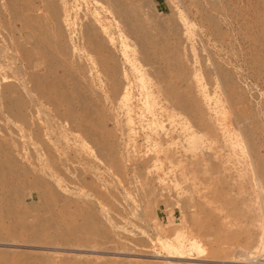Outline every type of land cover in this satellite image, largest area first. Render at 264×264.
Here are the masks:
<instances>
[{"label": "rangeland", "instance_id": "obj_1", "mask_svg": "<svg viewBox=\"0 0 264 264\" xmlns=\"http://www.w3.org/2000/svg\"><path fill=\"white\" fill-rule=\"evenodd\" d=\"M0 264H264V0H0Z\"/></svg>", "mask_w": 264, "mask_h": 264}, {"label": "bare ground", "instance_id": "obj_2", "mask_svg": "<svg viewBox=\"0 0 264 264\" xmlns=\"http://www.w3.org/2000/svg\"><path fill=\"white\" fill-rule=\"evenodd\" d=\"M113 1V0H112ZM123 5V2L121 3V4H112V7L113 8H115V10H117V12L120 14V16H124V13H128L127 11H126V9L122 6ZM170 157L171 156H169L168 157V159H167V163L170 161L169 159H170ZM172 160H173V157L171 158ZM174 161H172V162H169L168 164H170V163H173ZM171 165V164H170ZM135 169V168H134ZM134 169H133V171H134ZM201 171V170H200ZM207 171V170H206ZM206 171H203V172H206ZM202 172V171H201ZM208 172H210V171H208ZM208 172H206L205 174L206 175H209L208 174ZM235 172V170L234 169H231V168H229L228 170H225V171H217L216 173L215 172H212L213 174H210L207 178H205L204 176V174H202V175H204L203 177H204V179H206L204 182H206L205 184L208 186V188H211L212 187V189H214L215 187H217V186H219V185H222V190H223V194L222 195H224V197L222 196V195H220V196H222L223 197V201H224V199L225 198H227L228 200H229V197L232 195V191H233V188H232V186L235 184V183H231L229 180L231 179V178H233V174H235L234 173ZM200 173V172H199ZM237 173H241V175H244V176H247L246 175V173L245 172H237ZM187 175H189V174H187ZM248 177V176H247ZM247 177H245V179L247 178ZM249 179H246L247 180V182L251 185V184H255L254 182H253V180L250 178V177H248ZM187 179H188V177H187ZM198 180V179H197ZM202 179H200V181H201ZM202 182V181H201ZM200 183V182H199ZM202 184H204V183H202ZM201 185V184H200ZM197 186H199V185H197ZM207 186L205 187V185H204V187L206 188V190H204V192H208V190H207ZM204 188V189H205ZM141 189V188H140ZM199 189V188H198ZM137 191V190H136ZM139 191H142V190H139ZM143 191H145V190H143ZM201 191V190H200ZM203 191V190H202ZM203 192V193H204ZM215 192V191H214ZM217 192V191H216ZM221 192V191H220ZM211 192H209L207 195H209ZM136 194V193H135ZM205 194V193H204ZM212 194V193H211ZM214 194V193H213ZM216 194V193H215ZM214 194V195H215ZM218 194V193H217ZM216 194V195H217ZM220 194V193H219ZM137 195H138V192H137ZM214 195H212L215 199H219V198H216L217 196H219V195H217L216 197L214 196ZM135 196V195H134ZM206 196V195H205ZM210 196V195H209ZM130 197H132V193H131V195H130ZM138 197V196H137ZM232 197V196H231ZM211 198V197H210ZM221 198V197H220ZM233 198V197H232ZM135 200L134 201H136V198H134ZM206 199V198H205ZM227 199H225V201L227 200ZM130 200H131V198H130ZM137 200H138V198H137ZM201 200V199H200ZM204 200V199H203ZM202 200V201H203ZM208 200H210L209 198H208ZM231 200V199H230ZM206 201V200H205ZM212 201V200H211ZM201 202V201H200ZM220 202V201H219ZM232 202H235V201H232ZM210 203V202H209ZM218 203V202H217ZM217 203H215L216 205H217ZM223 203V202H222ZM225 203H227V202H225ZM225 203H223V204H225ZM231 203V202H230ZM204 204H205V202H204ZM213 204H214V202H213ZM236 205H237V203H235ZM216 205H215V207H216ZM226 205V204H225ZM225 205H223V206H225ZM229 205V204H228ZM227 205V206H228ZM220 206V205H219ZM227 206H226V208H227ZM234 207H236L235 205H234ZM234 207H229L228 209H224L223 211L224 212H221L222 211V209H221V211L219 212V216H217V214H214L215 216H217L216 217V219H218V220H216V221H218V222H215L216 224H217V227L220 225V227H218V229L217 230H215L213 233L215 234L214 236L212 235V237H216V235H217V233H221L222 231H227L228 229V226H230V224H228V221H229V219H231V218H234V217H236V215H238V214H236V212L238 211L239 212V210H238V208H234ZM221 208V207H220ZM212 209V208H211ZM215 209V208H214ZM217 210V209H216ZM216 210H215V212H216ZM210 212V211H209ZM220 213H223V214H221L220 215ZM212 214V213H211ZM212 216V215H211ZM232 220V219H231ZM230 220V221H231ZM156 221H159V218H158V216L156 215ZM210 234H212V233H210ZM208 236H211V235H208ZM212 237H210V238H212ZM207 238V237H206ZM227 238V237H226ZM225 238V236H224V240L226 239ZM209 239V238H208ZM222 239V238H221ZM212 240H214V241H216L215 239H213L212 238ZM211 241V240H210ZM221 241V240H220ZM219 242V241H218ZM223 243H224V241H222ZM220 244V243H219ZM227 244V243H226ZM225 245V244H224ZM223 246V245H222ZM68 247V246H67ZM66 247V248H67ZM70 247V246H69ZM78 247V246H77ZM80 247V246H79ZM86 247V246H85ZM57 248V247H56ZM65 248V249H66ZM71 248V247H70ZM88 248V247H87ZM220 248H222V247H220ZM224 248H225V246H224ZM73 249V248H72ZM75 249V248H74ZM91 249V248H90ZM93 249V248H92ZM125 249V248H124ZM223 249V248H222ZM221 249V250H222ZM84 250H86V249H84ZM103 250V249H102ZM105 250V249H104ZM225 250V249H224ZM120 251H123V250H120ZM129 251V250H128ZM243 251V250H242ZM245 251V250H244ZM262 251L263 250H259L258 252H255L256 253V255H262L263 253H262ZM123 252H125L126 253V251L124 250ZM122 252V253H123ZM248 253L250 252V251H247ZM115 253V252H114ZM113 253V254H114ZM131 253V252H130ZM137 253V252H136ZM116 254V253H115ZM118 254H119V251H118ZM133 254H135V253H133ZM149 254V253H148ZM153 254V253H152ZM250 254H252V255H250ZM249 255H246V257L245 256H243V257H245V260H248V259H255L253 256L255 255L254 253H250ZM79 254H76V256H78ZM177 255V254H176ZM175 254H171V253H169L168 251H167V256H169V257H184V256H187V255H178V256H176ZM239 255L241 256V254L239 253ZM152 256V255H151ZM187 257H189V256H187ZM220 257V256H219ZM225 257H227V256H225ZM149 258V257H148ZM190 258V257H189ZM194 258V257H193ZM192 258V259H193ZM223 259H224V256L222 257ZM242 258V257H241ZM197 259V258H196ZM208 259V258H207ZM219 259V258H218ZM220 259H221V257H220ZM226 259H228V261H236L237 259H238V255L237 254H232L231 256H228ZM225 259V260H226ZM201 260H203V258L201 259ZM222 260V259H221ZM239 260V259H238ZM244 260V261H245ZM251 260V261H252ZM216 261V260H215ZM214 261V262H215ZM257 261V260H256ZM254 262V261H253ZM260 262V261H259ZM245 263V262H244ZM262 263V262H261Z\"/></svg>", "mask_w": 264, "mask_h": 264}]
</instances>
